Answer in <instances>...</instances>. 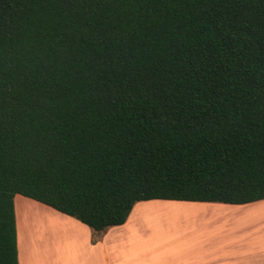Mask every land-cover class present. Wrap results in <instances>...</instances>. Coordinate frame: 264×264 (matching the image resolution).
<instances>
[{
  "label": "trees",
  "instance_id": "trees-1",
  "mask_svg": "<svg viewBox=\"0 0 264 264\" xmlns=\"http://www.w3.org/2000/svg\"><path fill=\"white\" fill-rule=\"evenodd\" d=\"M17 194L93 242L139 201L264 200V0H0V264Z\"/></svg>",
  "mask_w": 264,
  "mask_h": 264
},
{
  "label": "rangeland",
  "instance_id": "rangeland-1",
  "mask_svg": "<svg viewBox=\"0 0 264 264\" xmlns=\"http://www.w3.org/2000/svg\"><path fill=\"white\" fill-rule=\"evenodd\" d=\"M31 202H28L25 211L21 212L23 217L26 216L27 221L24 228H29L32 232L42 231L39 238H33L38 239L37 242L32 243L35 247L33 264H46V248L41 235L50 231L55 238L63 240L65 232L76 227L73 226L72 221L63 217L55 220L53 216L52 219L53 211L40 209ZM180 202L172 200L137 202L124 224L109 228L111 230L109 234L114 236L115 248L110 251L109 261H102V264H193V248L189 237L192 220L190 212L182 206L188 201ZM55 213L60 214L58 211ZM243 214L244 221L241 223V234H239L241 247L247 251L252 248L264 249V200L248 205ZM72 219L80 223L77 219L73 217ZM232 236L235 237L233 234ZM216 239L219 242L223 240ZM61 243L56 245L59 246ZM55 251L50 250L51 264L52 261L56 263V260H53ZM221 264L234 263L225 260Z\"/></svg>",
  "mask_w": 264,
  "mask_h": 264
},
{
  "label": "crops",
  "instance_id": "crops-1",
  "mask_svg": "<svg viewBox=\"0 0 264 264\" xmlns=\"http://www.w3.org/2000/svg\"><path fill=\"white\" fill-rule=\"evenodd\" d=\"M30 201L38 205L40 209L53 211L51 214L52 219L53 216L55 220L63 217L72 221L74 223L73 226L76 227L68 229L63 236V240L55 238L53 232L50 231H46L44 235H41L44 238L41 240L45 243L46 248V264H51L50 250H56L53 257V260H56L55 264H102V261H109L110 251L115 248L114 236L109 234L111 231L110 227L103 231L96 238V241L93 242L94 234L85 224L78 223L72 217L63 213L58 212L60 214H56V210L53 208L34 199L17 194L14 197V209L18 264H33L35 247L32 243L38 240L33 238H39L40 233H42V231L40 233L38 231L32 232L29 228H24L27 225V221L25 220L26 216L24 215L23 217V213L21 212ZM255 202L227 204L188 201L186 204H183L182 206L190 212L192 220L189 236L193 248L192 263L221 264L222 261L227 260L234 264H264V249L257 250L252 248L250 251H247L241 247L242 245L239 242L241 239L239 236L241 234L240 227L244 221L243 213L248 205H254ZM216 228H218V231H216ZM216 238H222L223 240L219 242ZM233 238L234 240H232ZM54 242L55 244H53ZM60 242H62L61 245H56ZM42 249H44V246H42ZM52 262L54 264V261Z\"/></svg>",
  "mask_w": 264,
  "mask_h": 264
},
{
  "label": "bare ground",
  "instance_id": "bare-ground-1",
  "mask_svg": "<svg viewBox=\"0 0 264 264\" xmlns=\"http://www.w3.org/2000/svg\"><path fill=\"white\" fill-rule=\"evenodd\" d=\"M24 240V239H23ZM30 250H32V249H30ZM40 252V251H39ZM26 254V253H25ZM27 256V255H26Z\"/></svg>",
  "mask_w": 264,
  "mask_h": 264
}]
</instances>
